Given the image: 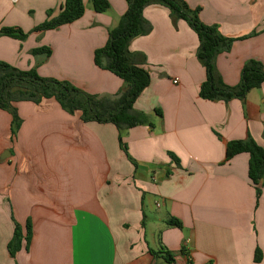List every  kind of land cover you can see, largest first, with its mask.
<instances>
[{"label": "crops", "instance_id": "obj_1", "mask_svg": "<svg viewBox=\"0 0 264 264\" xmlns=\"http://www.w3.org/2000/svg\"><path fill=\"white\" fill-rule=\"evenodd\" d=\"M108 1L109 12L84 0L79 20L35 31L49 11L59 15L63 0H0V30L29 32L25 41L0 36V62L90 95L124 92L126 83L95 63L128 8L127 0ZM186 2L201 8L202 22L236 39L216 59L227 85L240 83L249 60L264 65V0ZM144 17L152 31L130 50L144 56L151 84L134 107L154 127L125 131L127 154L113 124L85 123L55 100L16 103V135L11 113L0 109V264H170L164 251L171 264H264V186L258 199L248 154L225 162L230 141L251 137L264 148V84L245 100L203 99L207 74L196 32L183 19L174 23L160 4L148 5ZM42 47L49 57L33 54ZM28 222L31 240L12 257L16 224L26 233Z\"/></svg>", "mask_w": 264, "mask_h": 264}, {"label": "trees", "instance_id": "obj_2", "mask_svg": "<svg viewBox=\"0 0 264 264\" xmlns=\"http://www.w3.org/2000/svg\"><path fill=\"white\" fill-rule=\"evenodd\" d=\"M97 13L111 10L108 0H90ZM128 8L118 23L109 30L107 44L95 51V63L98 67L108 70L126 83V90L114 97L90 95L68 81L39 76L35 69L23 71L8 63L0 62V109L12 113V132L17 134L22 120L18 115L16 103L30 101L37 105L46 100H55L61 108L70 115L80 114L83 122L111 123L119 132L121 148L127 154V145L123 141L125 131L137 126L154 127L149 114L135 109L134 105L142 93L151 84L150 73L141 66L144 56L133 53L130 43L137 37L146 36L152 31L151 24L144 17V10L150 4H160L170 10L174 23L183 19L198 35L200 45L197 57L206 69L207 78L201 85L200 96L210 101L229 102L232 99L245 100L253 90L264 84V65L251 59L243 67L240 83L229 86L224 82L216 67L219 54L229 52L236 39L223 36L216 26H209L200 19L201 8L192 9L186 0H127ZM84 0H63L59 15L48 12L47 20L35 28V31H48L63 25L73 23L85 14ZM0 36H6L20 41L27 39V33L21 28H2ZM52 53L48 47L33 50L34 55ZM142 57V59L140 58ZM161 117L162 112L157 111ZM246 153L249 155V178L257 191L258 199L264 186V148L249 137L246 140H233L227 144L225 162L235 156ZM172 158L178 162L174 155ZM138 167L137 162L130 158ZM169 225L181 227L176 219H171ZM32 226L28 222L26 233L21 225L16 224L8 250L16 257L22 249L23 241L30 242ZM171 264L172 253H160ZM261 260V252L257 250L256 261Z\"/></svg>", "mask_w": 264, "mask_h": 264}, {"label": "rangeland", "instance_id": "obj_3", "mask_svg": "<svg viewBox=\"0 0 264 264\" xmlns=\"http://www.w3.org/2000/svg\"><path fill=\"white\" fill-rule=\"evenodd\" d=\"M25 33H27V38L29 37V32H26L25 31ZM38 73V72H37ZM40 76V75H39ZM42 77V76H41ZM45 78H48V77H45ZM11 115H12V113H11ZM150 214H153V215H157L158 213H157V211H154V212H152V211H150Z\"/></svg>", "mask_w": 264, "mask_h": 264}, {"label": "water", "instance_id": "obj_4", "mask_svg": "<svg viewBox=\"0 0 264 264\" xmlns=\"http://www.w3.org/2000/svg\"><path fill=\"white\" fill-rule=\"evenodd\" d=\"M7 152H8V151H7ZM8 153H9V152H8ZM9 155H10V153H9ZM1 160H3V161L6 160V157H5V156H2V157H1Z\"/></svg>", "mask_w": 264, "mask_h": 264}, {"label": "built area", "instance_id": "obj_5", "mask_svg": "<svg viewBox=\"0 0 264 264\" xmlns=\"http://www.w3.org/2000/svg\"><path fill=\"white\" fill-rule=\"evenodd\" d=\"M177 82V81H176Z\"/></svg>", "mask_w": 264, "mask_h": 264}]
</instances>
